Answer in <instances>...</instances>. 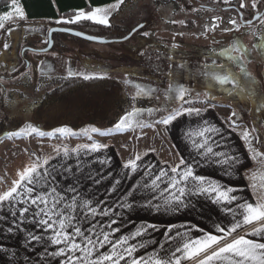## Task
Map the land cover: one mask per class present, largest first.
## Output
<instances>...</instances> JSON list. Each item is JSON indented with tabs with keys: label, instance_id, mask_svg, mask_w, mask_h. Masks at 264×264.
<instances>
[{
	"label": "rangeland",
	"instance_id": "rangeland-1",
	"mask_svg": "<svg viewBox=\"0 0 264 264\" xmlns=\"http://www.w3.org/2000/svg\"><path fill=\"white\" fill-rule=\"evenodd\" d=\"M262 1L255 0L253 8V0H243L245 7L242 9L255 13L247 21L262 13L263 7L259 6ZM227 3L240 5L241 0H227ZM212 4L211 0H124L117 9L112 5L105 8L109 10L107 25L118 27L102 38L113 42L97 43L66 33H54V45L49 51L44 49L49 45L50 31L53 27H64L58 21L67 19L55 22L28 20L26 16L19 19L11 9L13 19L4 21L0 29V96L6 98L7 103V108L2 109L0 102V118L9 116L10 119L5 130L0 131V194L13 186L22 170L46 159L55 162L65 148L76 152L82 145L100 144L101 148H116L121 156H126L136 143L160 141L159 128L163 124L156 121L175 109L199 105L207 101L206 96L219 103L213 108L224 111L232 124L233 121L234 125L260 124L264 120V53L254 45L264 43L260 39L264 35V25L257 20L249 26L244 20L232 18L237 25L229 24L230 19H227L224 23L219 20L215 24L218 26L213 27L211 13L205 8ZM147 18L153 20L152 29L142 27L129 40L120 41L143 25ZM64 25L79 28L74 23ZM226 28L231 30L225 31ZM145 32L148 35H144ZM237 39L251 53L249 62L244 65L249 76L240 72L238 64L217 55ZM213 61L225 66L223 70L216 69L221 74L224 71L235 73L241 88L220 85L206 76L212 70L209 66H213ZM69 70L75 73L72 76L107 78L122 87L125 98H133L136 91L133 85L136 84L153 89L149 95L137 97L138 103H133L135 108L145 110L140 119L152 126L117 131L116 124L108 127L107 121L74 128L65 124L55 128L45 118L37 121L34 108L41 94L53 80L69 77ZM170 85L187 89V103L175 98V93H169ZM24 103L28 108H21ZM148 109L157 111L149 115ZM233 112L237 115L233 116ZM29 126L46 135L28 132ZM61 128L70 132L61 134L57 131ZM91 128H98L104 134L93 133Z\"/></svg>",
	"mask_w": 264,
	"mask_h": 264
},
{
	"label": "crops",
	"instance_id": "crops-1",
	"mask_svg": "<svg viewBox=\"0 0 264 264\" xmlns=\"http://www.w3.org/2000/svg\"><path fill=\"white\" fill-rule=\"evenodd\" d=\"M117 2L95 8L110 7ZM216 105L218 104L205 101L199 105L187 106L184 109H201V114L188 115L185 112L170 124L159 128L160 141L136 143L129 148L126 156H121L116 148L112 150L100 148L98 151L82 148L79 152H69L67 156L62 153L60 159L46 165L47 172L50 173L44 180L46 189L37 186L36 191L50 192L55 187L57 192L65 197L66 202L76 197L78 202L89 201L98 211L107 210L109 215L93 217L78 208L75 215L79 218L77 226L85 231L91 228L93 232L99 234L101 230L110 233L118 228L119 231L110 237L112 240L130 235L141 225H156L155 230L150 228L142 237L129 242L137 247L134 253L137 257L147 258L153 253H159L161 256L166 253L170 255L177 246H182L185 238L195 240L206 233L222 235L216 231V226L230 227L234 222L232 214L225 209H235L236 204L243 201L255 202L246 173L259 170L260 165L252 161L248 145L240 133L248 131L257 137L253 145L264 152V120L255 126L248 123L234 125L224 111L213 108ZM203 127H213L217 130L206 134L214 152L227 153L238 158V162L228 169L230 174H225V169L214 162L220 159L219 157L206 158L197 151L193 139L202 142V138L195 136L189 138V132L194 133ZM137 155L141 156L138 169L135 172L126 169L124 165ZM181 159L192 166L196 174L236 189L233 195L238 197L237 201L230 205H222L213 203L205 196L193 195L187 197L188 206L176 212L166 211L164 208L157 211L144 206L150 199L153 204L160 203L153 198V192L144 187L151 179L147 170L157 173L161 169L179 165ZM160 186L166 187L165 184ZM72 189L74 191H71ZM127 203L133 206L123 207ZM24 207H29L30 210L21 216L20 210ZM34 210L35 206L15 202L11 205L8 203L0 205V264H63L66 258L52 255L58 250L57 246L49 242L50 233L37 223L40 218L38 216L34 218ZM112 219L117 223L109 227ZM236 219H239V216ZM172 225L175 227L168 232ZM245 231L246 229H240L238 233L243 235ZM32 236H39L42 239L33 240ZM248 238L264 242L262 237ZM110 248L111 245H105L99 251L107 253ZM180 255L177 253V256ZM181 264H196V260L182 258Z\"/></svg>",
	"mask_w": 264,
	"mask_h": 264
},
{
	"label": "snow or ice",
	"instance_id": "snow-or-ice-1",
	"mask_svg": "<svg viewBox=\"0 0 264 264\" xmlns=\"http://www.w3.org/2000/svg\"><path fill=\"white\" fill-rule=\"evenodd\" d=\"M124 0H118V2L111 7L117 9L120 4H123ZM227 2V0H225ZM253 8L256 7V2L253 0L251 5ZM240 7L244 8L245 4L241 0ZM10 8L16 14V18L25 19V13L18 4V0H10ZM13 11H9L3 15H0V29L4 27V21L13 19ZM109 10L105 8H95L90 13L79 11L73 18L58 21V23H75L81 19L91 20L95 23L108 24ZM221 19L215 17V20ZM262 25H264V16H256ZM229 24L235 26L237 21L230 19ZM247 24L251 26L252 20L247 21ZM213 23V27H216ZM143 27V25H140ZM230 31L231 29H224ZM238 30V29H237ZM79 35V33H77ZM144 35H148L147 32ZM264 41V35L260 37ZM47 43V41H46ZM4 47H7L5 44ZM259 47L264 53V43L260 45H254ZM217 55L227 57L233 63L238 64L240 72L245 76H249L247 69L244 67L245 63L249 62L250 51L237 39L229 47L224 48L218 52ZM211 71L206 73L210 79L218 82L220 85H231L234 89H240L241 85L237 79V75L231 71L221 72L216 69L223 70L225 66L223 64L217 65L213 61ZM68 75H75L71 70L68 71ZM84 79H90L92 77L85 75ZM126 83H131L126 81ZM135 88V94L133 99L142 95H149L153 92V89H145L139 84L133 85ZM243 90V89H242ZM169 93H175V98L180 101H185L187 95V89L183 87L169 86ZM144 109L135 108L126 113L116 123L115 129L117 131H130L140 127H151L150 124L140 119L144 114ZM156 109H148L147 112L151 115ZM188 115L195 114L199 116L201 109L199 108H178L170 111L169 115L156 121V123L168 125L170 122L175 120L178 116L184 113ZM233 116L237 114L232 113ZM235 124V121H233ZM28 132L36 133L39 136H45L46 133L37 129L36 127L29 126ZM61 134L69 133L70 130L61 128L57 130ZM93 133H100V129L91 128ZM217 131L213 127H203L196 132H189V138L195 137L202 138V142H198L193 139L197 151L207 157L220 159L215 160V163L220 164L225 169V174L229 168H232L237 162L236 156H230L227 153L214 152L211 144L209 143L207 133ZM254 131V130H253ZM87 130L85 131V134ZM21 133H13L12 135H20ZM73 135L75 133H72ZM245 143L248 145V151L251 153V159L260 165V169L246 173V177L249 181V187L252 189V194L255 197V202L243 201L236 204V208H226L225 210L232 214L233 221L230 227L216 226V231L222 233V235H215L212 233H206L202 237L192 240L185 238L182 246H177L172 253L161 256L159 253H153L147 258L137 257L134 253L137 251L135 245H131L129 242L135 240L137 237H142L150 228L156 229V225H141L130 235L119 237L116 240L110 239V237L118 232L119 229H113V232L105 233L103 230L99 234L93 232L91 228L87 231L77 226L79 218L75 215L78 208L82 211H86L87 215L93 217L97 215H109L107 210H99L92 207L90 202L84 200L78 202L76 197H73L70 202H66L65 197L57 192L56 188L53 187L51 191H36L37 186L46 189L44 180L50 173L47 172L46 165L48 160H44L42 163H33L18 175L19 179L13 182V186L0 194V205L8 203L11 205L13 202L35 206L33 216L39 217L37 221L43 229L50 233L49 242L57 246V251L53 252L52 255L64 256L66 259L63 264H181V260L188 259L196 260V264H264V242H258L257 240L250 239L248 237H262L264 238V152L258 150L253 145V141L257 140V137L253 136L250 132L244 131L240 133ZM91 139V137H89ZM81 148L85 150L98 151L101 147L100 144L82 145ZM80 149L75 151L79 152ZM59 152V149L56 150ZM69 150L64 149V155L67 156ZM141 156L137 155L134 159L129 160L124 167L135 172L139 167V161ZM43 169V171H41ZM147 174L151 177L150 182H146L144 187L149 188L153 192V198L159 200L160 203L153 204L151 199L149 200L146 207L154 208L159 211L164 208L166 211L171 210L173 212L179 211L182 208L188 206L187 197L198 195L205 196L212 200L213 203L230 205L237 201L238 197L233 195L236 189L221 185L203 175H198L194 171V168L188 165L183 159L180 164L171 167L169 169H161L157 173H152L151 170H147ZM161 184H165L166 187H161ZM71 191H74L72 189ZM131 203L124 204L123 207L131 208ZM237 209L239 211H237ZM29 207H24L20 210V215L23 216L29 212ZM15 214V213H14ZM239 216V219L236 217ZM117 221L112 219L109 223L111 225L116 224ZM172 225L168 228V232L172 231ZM71 229V231H69ZM246 229L243 235L238 233V230ZM236 233L237 235H233ZM187 237V234H184ZM174 238V237H173ZM230 238V239H229ZM33 240L39 241L42 239L39 236H32ZM63 245V247H60ZM105 245H111L110 250L107 253H101L99 250ZM143 246L142 244L140 245ZM99 253V254H98ZM180 253V256H177Z\"/></svg>",
	"mask_w": 264,
	"mask_h": 264
},
{
	"label": "trees",
	"instance_id": "trees-1",
	"mask_svg": "<svg viewBox=\"0 0 264 264\" xmlns=\"http://www.w3.org/2000/svg\"><path fill=\"white\" fill-rule=\"evenodd\" d=\"M116 1L118 0H18V4L29 20L48 19L55 22V20L73 18L81 10L89 12L95 7ZM211 1L213 4L205 8L208 10L207 12L211 13L212 24H216L219 20L224 23L227 19L232 18L242 21L238 11L242 12L244 21H247L254 14L248 12V10L244 11L239 3L235 4V9L227 8L229 3L224 0ZM214 1H217V3ZM259 6L264 8V2L262 1ZM10 10V0H0V15ZM225 16L228 17L225 18ZM215 17L221 19L215 20ZM152 21L147 18L142 29L147 27L152 29L154 26ZM74 24L79 27L77 28L79 31L100 37L118 27L117 25L100 24L85 19ZM186 25L190 26L189 23H186ZM62 26L69 27L64 23H62ZM189 34L196 35L194 33ZM206 100L209 103L219 104L207 96ZM0 102L2 109L7 108L6 98L0 96ZM133 103L138 102L133 98H125L122 87L117 83L110 82L107 78L92 77L84 79L83 76H69L53 80L51 86L47 87L46 91L41 94L34 111L37 121L42 122L45 118L50 126L55 128L63 124L74 128L90 123L105 124L106 121L109 127L114 126L121 116L127 112L128 108L133 106ZM25 104L21 108H28V106H24ZM16 108L19 109V105ZM9 121V116L0 118V131L5 130L9 125Z\"/></svg>",
	"mask_w": 264,
	"mask_h": 264
},
{
	"label": "water",
	"instance_id": "water-1",
	"mask_svg": "<svg viewBox=\"0 0 264 264\" xmlns=\"http://www.w3.org/2000/svg\"><path fill=\"white\" fill-rule=\"evenodd\" d=\"M263 14H256L254 16V18L252 19L253 23L256 22L257 20L255 19L256 16H262ZM246 25V23H244ZM142 27H137L136 29H134L126 38L121 39L120 41H127L129 40L137 31H139ZM54 33H66V34H70L72 36H76L88 41H92V42H97V43H110L113 42V40H108L102 37H98V36H94V35H90L87 34L85 32L79 31L77 29H72V28H67V27H53V29L50 31V35H49V45L44 49V51H49L52 49L54 42H53V34ZM79 33V35L77 34Z\"/></svg>",
	"mask_w": 264,
	"mask_h": 264
},
{
	"label": "flooded vegetation",
	"instance_id": "flooded-vegetation-1",
	"mask_svg": "<svg viewBox=\"0 0 264 264\" xmlns=\"http://www.w3.org/2000/svg\"><path fill=\"white\" fill-rule=\"evenodd\" d=\"M227 8H235V9H236V6H235V5H232V6L228 5ZM238 13H239V15H240L241 20L243 21V14H242V12H239V11H238ZM254 14H255V13H254ZM260 14H264V8H263V10H262V13H260ZM254 16H255V15H253L252 18H254ZM246 22H247V21H246ZM246 22H243V23H246Z\"/></svg>",
	"mask_w": 264,
	"mask_h": 264
}]
</instances>
